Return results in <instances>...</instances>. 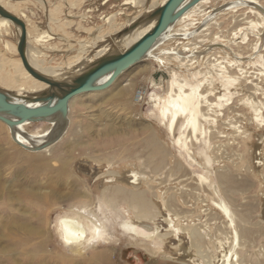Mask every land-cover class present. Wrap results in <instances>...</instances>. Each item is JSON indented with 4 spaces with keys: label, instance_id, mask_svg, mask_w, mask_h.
I'll return each instance as SVG.
<instances>
[{
    "label": "bare ground",
    "instance_id": "6f19581e",
    "mask_svg": "<svg viewBox=\"0 0 264 264\" xmlns=\"http://www.w3.org/2000/svg\"><path fill=\"white\" fill-rule=\"evenodd\" d=\"M47 1L17 0V3L11 4L0 0V6L18 18L15 13L19 10V4L37 3L46 11L51 21L56 10L50 11L47 8ZM85 1L91 3L92 0H68L70 4L68 6L72 8ZM166 1H121L120 4L118 3L119 7L129 9L132 12L130 17H126L122 10L105 15L103 23L108 28L107 33L103 34L96 30L97 33L95 32L89 43L80 44L78 54L73 57L72 61L57 65H50L45 59L47 55L41 52V48H36L54 40L53 36L56 35L51 33V28L31 36L27 28L28 24L27 26L24 24L26 60L31 68L54 81H69L70 78L91 68L101 59L121 54L130 48L152 29L158 15L150 16ZM190 1L185 0L182 5ZM217 1L219 4L214 5ZM203 12L205 15H201ZM118 15L125 16V21L124 24L115 26ZM202 16L206 17L201 19ZM227 20L233 24L232 28L230 26V35L231 40L234 39V41L221 39L222 43L234 53L235 57L248 51L254 58L249 62L253 66L255 77L252 74L249 81L241 78L240 73L244 70L241 69L239 60L234 59V66L232 65L233 60L227 59V56L217 57L218 52H215V49L205 58V64L208 61L209 65L207 70L201 71L196 67V57H198L196 54L202 55L201 52L204 50L206 52L210 50V48L199 50L198 43L200 46H206L208 35L214 33V30L218 31L214 35L220 33ZM55 22L53 21V25ZM133 24L137 27L130 29ZM64 25L67 23L64 22ZM13 26L11 21L0 17V45L2 47L0 53L2 51L17 53L16 42L12 45L7 40H2ZM14 27V33L18 37L20 29ZM60 28L61 26L57 25L56 29ZM237 33L239 35L236 37ZM249 33L253 35L252 38L249 37L251 36ZM181 35H183L181 38L183 41L177 44L181 45L180 48L176 47L171 51L162 48L164 43L171 42L176 36ZM214 37L208 40L213 46L217 43L219 36ZM32 42L36 47L31 46ZM42 49L46 52L55 51L53 46H46ZM146 60L149 65L153 63L155 67L147 77L145 84L149 86L151 93L149 92L150 94L146 97L145 91L139 92V98L140 100L143 97L147 99L146 103L151 106V114L157 120L158 126L162 127L163 135L172 139L178 156L186 160L187 165L196 167L238 165L244 168V178L238 181L228 169L219 167L215 170V183H211L208 177L201 173H195L197 179L194 183L192 182L194 178L191 177L194 172L185 170L181 166L184 162L181 163L168 146L162 144L158 134L145 129L146 132L142 133L137 140L129 141L122 147L123 151H118L113 155L116 160L126 163L127 171H124V174H130L132 182L129 184L131 185L126 182L123 174L113 181L111 177V174L115 176L113 172L100 174L97 171L99 168L97 166L100 165H95L90 167V171L95 172L92 176L95 175L96 186L99 185V179L104 177L110 179L108 183H112L100 190L95 209H88L92 206V201L87 193L78 191L73 194L69 191L70 194L62 196L61 193L64 194L62 188L67 189L65 185L68 184L66 180L71 175V165L61 164L55 168L54 165H48V163L49 161L61 162L54 151L65 147L70 142L68 139L63 140L64 137L75 136V131L71 130L75 122L72 123L70 117V104L75 97L82 95L79 94L68 101L65 116L56 114L41 120L26 121L14 127L6 125L11 143L33 151V153H43L38 157L42 164L37 165L36 173L43 174L42 176L48 173L44 185L51 191L47 192L46 197L38 200L29 195H21L22 200H26L25 204L22 200L18 202L11 198L15 196L11 186L16 178L11 180L5 191L0 189V199L5 202L6 209L9 210V213L5 214L9 216V222L4 225L0 223V230L6 229L7 224L14 223L12 227L9 226L11 231L9 230L6 235H10L13 228L17 227V232L20 233L17 235L21 236L9 237L8 240V245L17 250L13 253L17 252L18 256L25 258V261L20 260L17 264L24 262L44 264L46 261L44 262L43 256L39 255V247L34 248L33 239H30L34 236L31 227L24 230L27 220H19L24 221L23 223L16 222L17 217L13 213L12 203L15 201L19 205L22 204L25 212H28L35 204L34 202L39 201L48 211L47 207L51 208V203L52 205L55 203L53 200L55 193L62 200H72L68 201L66 211L64 210L65 212L57 217L55 230L63 246L75 251V255L77 250L82 248L92 254L98 247L110 240L109 230L117 226L123 232L152 242L154 245L166 244L167 246L168 244L175 258L178 257L181 261L165 264H264V248L255 249L256 236L260 237L262 231L264 233V199L260 197L261 201L254 203V201H247L243 196L248 191L249 179L257 176V172L253 170L254 166L252 168L251 165H264V142L260 143V140L264 138V0H198L159 35L139 62ZM16 64L14 74L4 73V67L9 66V60L0 54V87L5 88H0V92L12 102L28 104L30 107L43 105L41 102L31 103V100L27 101V99H33L44 93L48 90V85L33 78L24 69L19 56ZM234 68H237L239 76L233 75ZM150 70L140 68L135 73L137 77H133L131 83L118 92L121 100L115 99L113 103L117 101L120 109L129 113L134 112L135 106L124 97L132 92L141 81L139 79ZM107 77L108 75L101 78L99 82ZM242 101L245 103L241 107L240 102ZM8 118L13 120L12 117L8 116ZM224 119L228 122L222 125L230 132L216 131L214 129L216 123ZM78 121L80 120L77 119L75 123L77 127ZM30 126L43 128L30 133L28 131ZM114 141L121 144L123 139ZM252 141L255 143H251ZM73 144L77 145L76 142L70 143V145ZM200 144L202 147L199 149ZM234 144L237 147H234ZM57 145H60L58 149H56ZM88 146L90 145H86ZM103 146H105L104 143ZM193 150H196V153ZM225 151L238 154L237 162L231 163L226 160ZM253 161L256 162L253 163ZM80 167L87 168L86 165ZM107 168H110V165H107ZM4 169L0 167V182L5 176L3 174L6 169L5 171ZM145 170L149 172L146 173ZM164 184L165 186L166 184L174 185V187H165L162 192L161 186ZM206 184V188H210V193L212 192V196L215 195L216 198L208 199L210 203L205 206L212 205L214 213L208 210L209 208L203 210L198 201L206 203V199L199 194L195 195L197 191L206 190H203ZM53 187L54 190H52ZM235 195H240V199L244 202L237 205L236 200L234 201ZM65 196L67 198H64ZM158 202H161V205ZM190 203L193 206H190ZM160 208L165 210V214L160 211ZM130 215L132 217H129ZM181 234L184 235L186 242L180 238ZM28 244L33 252L36 254L38 252V255L33 256L29 253ZM144 250L150 253L147 247ZM163 260L167 261V258L164 257Z\"/></svg>",
    "mask_w": 264,
    "mask_h": 264
},
{
    "label": "rangeland",
    "instance_id": "374dc122",
    "mask_svg": "<svg viewBox=\"0 0 264 264\" xmlns=\"http://www.w3.org/2000/svg\"><path fill=\"white\" fill-rule=\"evenodd\" d=\"M3 1L11 4L17 3V0ZM48 1L47 8H49L50 11L56 10L55 13L52 15L53 20L51 21H49V15H47L46 11L43 10L37 3L27 2V4H19L20 6L18 7V12L20 11L21 13L16 12L15 14L18 16V18L23 21L25 26H27L28 24L27 28H29L31 36H34L35 34L43 30L48 31L49 28H51V33L53 35H56L55 37L52 35L54 40H51L40 47H36L33 42L31 43L32 47H36L38 49L41 48V52L47 55L45 59L49 61L50 65H57L58 63L61 64L62 62L65 63L66 61H72L73 57L78 54L80 44L89 43L90 40H92L96 30H98V32L100 31L103 34L104 32L107 33L108 28L103 23V20L107 15L114 14L118 10H122V13L126 17H130V15L132 14L129 9H122L119 7L120 2H123L124 0H90L91 3L85 1L72 8L68 6L70 5L68 0ZM215 4H219V2L217 1L216 3H214V5ZM202 14L205 15L204 12L201 13V15ZM120 16H117L115 26H118L121 23L124 24L123 22L125 21V16H121L122 18ZM205 17L206 16H202L201 19H204ZM53 21H56L54 25ZM64 22H66L67 25H64ZM56 24L60 25L61 28L56 29ZM230 26L232 28L233 24L230 23L229 20H227V22L223 25L222 31L220 33L214 35L217 31L214 30V33L208 35V40L212 39L214 36H219L218 40L216 41L217 43L215 44L217 48L211 45V42H209L210 40L206 41V46H200L198 43L199 50H204V48H210V50H207V52L206 50H204L205 53L201 52L203 53L202 55H198V53L196 54L198 56L196 57V67L201 71L207 70L209 68V65L207 64L208 61L205 64V58L209 56L210 52L212 53V50L215 49V52L219 53H217V57L227 56V59L233 60L232 65H234V59L239 60L241 69L244 70L243 73H240L242 74L241 78H243V80L248 79L249 81L252 74L253 76L255 75L253 66L250 65L251 63L249 62L251 59H254L251 56V52L246 51L244 54L241 53L240 56L235 57L234 53L230 52L229 49L226 48L225 45L222 43V40H230L231 42L234 41V39L231 40ZM14 32L15 27L13 26L11 30L8 31L6 36L2 38V40H7L12 45L14 44V42L17 43L16 39L18 37H16ZM238 35L239 33H237L236 37ZM249 35H251V33H249ZM182 36L183 35L176 36L175 39L171 42L167 41L163 44L162 48L170 51L174 48L176 49V47L180 48L181 45L177 44L178 42L183 41L181 39ZM252 36L253 35L249 37L252 38ZM236 42H239V40H236ZM46 46L55 47V51H44L42 48H45ZM0 48H2L1 45ZM0 54L2 57L8 58L9 60V66H5L3 72L6 74H14L13 72L17 68L16 60H18V54L7 53L3 51ZM211 59H213V57ZM206 65L208 66L207 68ZM140 68H149L151 70L144 74L139 79L141 81L133 88L132 92L126 97H124L128 98V102L131 105L135 106L134 112L129 113L128 111L120 109L118 102L116 101V103L114 104L113 100H121L118 96V92L121 89L127 87V85L131 83L133 77H137L135 76V73ZM154 68L155 67L153 63L152 65H149L147 60L141 61L130 67L124 73H122L108 89L102 92H91L79 95L75 97L71 104L69 103L70 117L72 123H76L77 119L80 120L78 121V127L75 123L71 126V130L75 131V136L70 138L64 137L65 139L63 140H70V142H68L65 147L59 148L60 145L56 146V149H59L55 150L54 152H56V155L60 158L61 162L49 161L48 163V165H54L55 168L61 164L71 165L70 168L72 171H70V174L72 176L70 175L69 179L66 180L68 184L65 185V187L67 186V189H63L64 187L62 188V191L64 192V194L61 193L62 196L70 194L69 191H71L73 194L77 193L78 191L83 192L85 194L87 193L90 196V200L92 201V206H90L88 209H95L97 206L96 203L98 202L97 195H99L100 190L103 187L112 184L108 183L110 179L104 177L99 179V185L96 186V183L94 181L95 175L92 176V173L95 174V172L90 171V167H94L95 165H100L97 166L99 167L97 171L100 174L109 173L110 171L113 172L115 175L113 176V174H111L113 181L114 179L120 178L121 174H123V176L127 180L126 182L128 184L131 183L132 179L129 177L130 174H124V171H127L125 166L126 163L122 160H116L113 155H115V153L118 151H123L122 147L124 145H126L129 141H132L133 139L137 140L142 135V133L146 132V130L158 134L162 144H166L172 154H174L180 160L181 163L184 162L181 166L185 170L194 172L193 176H191L192 178H194V180H192V182L194 183L195 179H197L195 173L204 174L208 177L211 183H215V170H217L219 167L222 169H228L230 172L233 173L234 178H236L238 181L244 178V168H240L238 167V165H201L202 167H196L195 165H187L186 160L181 159L178 156L177 150L173 145L172 139L163 135V132L161 131L162 127L158 126L157 120L151 114V106L146 103L147 99L143 97L140 100L139 98V92L145 91L146 97L151 93V89L149 88V86H145V84L147 77L154 71ZM161 70L163 69L161 68ZM233 70V75L236 74L235 76H239L237 68H234ZM244 72L246 75H248L246 76ZM0 88L5 89L3 87ZM242 95H245V93H243ZM242 102H240L241 107L244 106L245 103L244 101ZM230 103L228 104L230 105ZM245 113H247L246 109ZM224 122L226 124L228 121L225 119L220 120V122L218 121L216 123V126H214V129L216 131L225 130V132H230L227 127L225 128V126L222 125L224 124ZM41 128L43 127L30 126L28 127V131L30 133H33L35 132V130H40ZM7 129L8 128L6 127V125L0 122V167L6 169V171L4 169V179L0 182V189L5 191L7 189V185L11 182V180L16 178L15 182H13L11 186V189L15 194L14 197H11L12 200L16 199V201L19 202L20 200H22L21 195H29V197L32 196V198H36V200H38L39 198L46 197V195H48L47 192H51L46 187V185H44L48 173L44 176H42L43 174L36 173L37 165L42 164L38 157L41 156L43 153H33V151L23 149L19 146H16L14 143H11L12 141L10 140V137L7 133ZM122 139L123 142L121 144H119L120 142L114 141H120ZM72 141L76 142L77 145H70V143H73ZM261 141L264 142V138L260 140V143ZM103 143L105 144V146L102 147ZM251 143L255 142L252 141ZM86 145L90 146L86 147ZM233 146L237 147L235 144ZM201 147L202 145L200 144L199 149ZM193 151L194 153H196V150ZM224 158L231 163L237 162L238 154L232 151H225ZM254 162L256 161H253V163ZM81 165H86L87 168L82 169L83 167H80ZM107 165H110V168H107ZM205 167L207 169H205ZM251 167L253 168L255 173L257 172V176H252L249 179V181L247 182L250 184L247 189L248 191H246L243 196L244 198H246L247 201H254V203H257L261 201V198L264 199V165H251ZM145 172L148 173L149 171L145 170ZM6 174H8V176H6ZM52 176L54 175L52 174ZM119 180L122 181V179ZM165 187H174V185H162V192H164ZM206 187L207 184L205 187H203V190H206L200 192L197 191L195 192V195L199 194L206 199V203H201V201H198V203L202 206L203 210L209 208L208 210L214 213L215 210L212 205H205L207 203H210V200L208 199H210L211 197L216 198V196H212V192L210 193L209 190L210 188ZM52 190H54V187L52 188ZM39 193H42L44 196L40 195ZM64 198L67 197L65 196ZM53 200H55V203H53V205L51 203V208L47 207L48 211H46L45 206L41 205L39 201H35V204L31 206V209L30 207L28 208L30 209V211L28 212H25L26 210L23 208L22 204L19 205V203H16L15 201L12 203L14 205L13 213H15L14 215L17 217L16 222L23 223L25 220H27L26 227L24 228V230L27 227H31L34 236H32L30 239H33L32 243L35 245L34 248H36L37 246L39 247V255L43 256L44 262L46 261V263L44 264H165L166 262L172 263L176 261H181L180 259H178V257L175 258V256L171 252L170 247L168 248V244L167 246L166 244L163 246L160 244L154 245L152 242L141 240L133 235L123 232L117 226H113V229L109 230L110 240L107 243L102 244L100 247H98L96 251L92 252V254L88 253L86 249L82 248L80 250H77V254L75 255V251H71L63 246L55 230L56 221L58 219L57 217L61 216L66 211L65 209L68 204V201L71 202L72 200H62L60 196L57 195V193H55ZM25 201H23V203L26 204ZM234 201L237 205H240L244 202V200L240 199V195H235ZM158 204L161 205V202H158ZM191 205L192 204L190 203V206ZM6 207L7 206L5 205V202L0 199V223H2L3 225L6 222H9V216L5 215L9 213V210L6 209ZM172 207L173 206H171V208ZM1 211H3L4 214L1 213ZM160 211L162 213L165 212L163 208H160ZM129 217L132 216L130 215ZM13 224L14 223L7 224L5 226L6 229L2 228V231L0 230V264H7L11 262H15L17 264L20 260L25 261V258L21 257L20 255L18 256L17 252L13 253L14 251H17L16 249L8 245L9 237H21L17 235L20 234L19 231L17 232V227L13 228V231L10 235H6L9 230L11 231L9 226L12 227ZM175 224L176 222L174 221V225ZM183 236L184 235L181 234L180 238H183ZM256 237L257 238L255 249H260L259 247L264 248L263 231L260 237L258 235ZM183 241L186 242V239L183 238ZM30 247L31 246L28 244V249ZM145 247H147L151 254L144 250ZM29 251V253L33 256L38 255V252L36 254L35 252H33L32 248H30ZM164 257L167 258V261L163 260ZM22 264L26 263L24 262Z\"/></svg>",
    "mask_w": 264,
    "mask_h": 264
},
{
    "label": "water",
    "instance_id": "95a60500",
    "mask_svg": "<svg viewBox=\"0 0 264 264\" xmlns=\"http://www.w3.org/2000/svg\"><path fill=\"white\" fill-rule=\"evenodd\" d=\"M184 1L167 0L160 9L156 12L154 11L150 16L158 15L152 29L130 48L121 54L101 59L91 68L70 78L69 81H54L30 67L25 56L26 31L24 23L0 6V17L11 21L14 26L20 29L16 51L24 69L33 78L48 85L47 91L33 99H27V101L31 100V103L41 102L43 104L38 107H30L28 104L12 102L4 93L0 92V121L8 127H14L26 121L41 120L56 114L65 116L67 114L68 101L72 97L83 93L101 92L108 89L123 72L140 61L159 35L171 23L198 0H191L188 4L182 5ZM148 18L147 20H150ZM136 24L131 25L130 29L137 27ZM106 75L108 77L104 81L99 82ZM8 116L12 117L13 120L9 119Z\"/></svg>",
    "mask_w": 264,
    "mask_h": 264
}]
</instances>
